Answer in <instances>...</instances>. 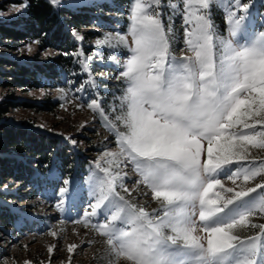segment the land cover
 <instances>
[{"label":"snow or ice","instance_id":"snow-or-ice-1","mask_svg":"<svg viewBox=\"0 0 264 264\" xmlns=\"http://www.w3.org/2000/svg\"><path fill=\"white\" fill-rule=\"evenodd\" d=\"M229 2L235 10L227 13L228 35L220 36L206 14L211 0H183L190 54L176 57L154 10L158 0H133L131 55L119 77L127 84L120 112L113 121L96 101L88 105L115 133L118 150L97 160L88 178L94 202L77 221L87 226L89 217H105L92 227L106 237L116 261L264 264V224L250 222L264 215V159L257 163L247 155L248 146L264 149V31L249 36L250 5ZM115 40L128 43L126 36ZM125 162L134 165L138 183L161 200L159 212L150 213L119 194ZM221 174L233 185L234 178L242 182L225 187L217 178ZM257 177L259 183L247 186ZM217 187L220 191H214ZM197 220L201 235L196 234ZM248 225L259 232L244 238L236 233Z\"/></svg>","mask_w":264,"mask_h":264},{"label":"rangeland","instance_id":"rangeland-1","mask_svg":"<svg viewBox=\"0 0 264 264\" xmlns=\"http://www.w3.org/2000/svg\"><path fill=\"white\" fill-rule=\"evenodd\" d=\"M242 3L250 5L246 21L247 34L251 36L264 31V0H242ZM53 5L77 41L78 48L72 53L69 63L68 60L64 61L66 72L60 78H53L47 86H1L0 103L7 106L8 111L3 112L0 119L52 137L61 148L74 154L73 171L71 174H60L53 169L46 170L34 188L14 179L0 183V192L15 193V199L9 200L3 196L1 200L9 204L20 217L16 227H0V264H126L123 259L116 261L109 254L106 237L92 227V224L104 222L103 215L89 217L87 226L77 221H83L85 209L90 211L88 206L94 202L88 178L95 171L97 160L105 152L118 150L115 133L105 126L100 113L88 105L96 101L113 121L120 112L121 97L127 84L119 77L125 61L131 55L129 28L133 0H57ZM158 5L154 10L160 14L171 54L176 57L190 54L185 44L183 0H158ZM230 8L233 5L229 0H211L206 14L210 17L216 35H228L227 13ZM66 10L87 11L94 16L85 19L90 21L88 24L81 23L76 28L71 26L75 16ZM26 13V0H0V19H20ZM240 14H243L242 11ZM26 22L21 21L20 26ZM118 35L127 37V45L117 43L115 37ZM109 37L113 39L103 43ZM58 53L53 48H42L38 40L25 41L17 50L0 46V55L27 64H47L46 67L51 66L50 62L55 60ZM1 68L6 72L12 70L5 65ZM9 98L17 103H7ZM119 127L125 131L123 125ZM238 127L242 128V125ZM247 155L258 163L264 159V149L248 146ZM101 164L108 166L103 160ZM235 167L236 164L232 166L233 171ZM120 173L123 179L117 181V191L121 196L150 213L153 210L160 211L161 200L154 199L151 189L138 183L140 176L131 162L122 164ZM217 178L225 187H236L242 182V177L234 178L236 185H233L227 179V174ZM260 181L261 177L249 180L247 186L254 187ZM61 188H67L68 192L62 195ZM214 191H220V188ZM250 222L264 224V215L258 213L250 218ZM196 228L197 235L203 234L198 220ZM258 232L259 229L250 225L236 230L242 238ZM71 245L76 247L69 252Z\"/></svg>","mask_w":264,"mask_h":264},{"label":"trees","instance_id":"trees-1","mask_svg":"<svg viewBox=\"0 0 264 264\" xmlns=\"http://www.w3.org/2000/svg\"><path fill=\"white\" fill-rule=\"evenodd\" d=\"M26 2L27 13L23 18L0 19V46L17 50L25 41L38 40L42 48H53L59 53L55 60L50 62L52 63L50 67L38 62L27 64L25 61L0 55V87L35 88L47 86L53 78H60L62 73L66 72L67 68L63 66L65 65L64 61L68 60L69 63L72 53L78 48V43L68 30V26L62 21L57 9L49 0H26ZM66 11L75 16V22L71 24L72 27L78 28L81 23L88 24L90 22L85 19L92 13L79 10ZM61 12L64 11L61 10ZM21 21H27V24L20 26ZM3 65L11 67L12 70L4 71L1 68ZM9 102L17 103L12 98L7 99V103ZM6 111H8L7 106L0 103V116ZM73 165L74 154L65 151L64 147L61 148L52 137L17 123L0 119L1 184L9 179H14L34 188L35 184L44 177L46 170L53 169L60 174L70 173L73 171ZM3 196L9 200L16 197L13 192H0V227H16V223H20L19 214L4 200H1ZM19 232H23V230H19Z\"/></svg>","mask_w":264,"mask_h":264}]
</instances>
